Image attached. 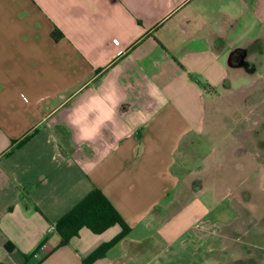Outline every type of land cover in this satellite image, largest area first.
Listing matches in <instances>:
<instances>
[{"label":"crops","instance_id":"crops-1","mask_svg":"<svg viewBox=\"0 0 264 264\" xmlns=\"http://www.w3.org/2000/svg\"><path fill=\"white\" fill-rule=\"evenodd\" d=\"M263 34L264 0H0V264H81L120 234L59 246L56 222L95 189L129 232L92 264L154 261L177 200L200 214L201 161L220 171L194 143L223 135L207 113L247 87L229 55Z\"/></svg>","mask_w":264,"mask_h":264},{"label":"rangeland","instance_id":"rangeland-1","mask_svg":"<svg viewBox=\"0 0 264 264\" xmlns=\"http://www.w3.org/2000/svg\"><path fill=\"white\" fill-rule=\"evenodd\" d=\"M252 51L247 60L255 65V71H241L243 77L234 80L235 87H247L228 98L223 95L207 113V125L223 135L194 143L210 166L220 165V171H214L212 166L208 170L207 164L200 163L206 177L205 190L197 197L200 214L190 215V209L179 215L177 211L190 206L193 200H177L163 221L169 225V238L160 235V223L150 232L152 256L158 254L150 264H264V34L255 41ZM251 94L257 102H250ZM213 114L221 123L213 121ZM226 135L232 140H226ZM190 161V168L198 164L193 157ZM186 174L191 176V170ZM210 188L231 198H214ZM186 225L189 229L182 232ZM142 264L149 263L143 260Z\"/></svg>","mask_w":264,"mask_h":264},{"label":"trees","instance_id":"trees-1","mask_svg":"<svg viewBox=\"0 0 264 264\" xmlns=\"http://www.w3.org/2000/svg\"><path fill=\"white\" fill-rule=\"evenodd\" d=\"M56 33L59 32L54 29L52 35L55 38ZM114 225L120 226V234L111 241L99 246L87 258L81 261V264H92L102 258L129 232V227L104 194L96 189L91 191L72 210L56 222L55 229L60 238L59 246H62L67 245L69 240L77 236L82 228H87L93 234H101ZM5 248L10 251L13 246L7 243Z\"/></svg>","mask_w":264,"mask_h":264},{"label":"flooded vegetation","instance_id":"flooded-vegetation-1","mask_svg":"<svg viewBox=\"0 0 264 264\" xmlns=\"http://www.w3.org/2000/svg\"><path fill=\"white\" fill-rule=\"evenodd\" d=\"M260 52H263L262 50ZM258 54L259 52H253ZM249 52L247 51H234L229 55V64L232 68L239 69L243 71L245 74L253 73L255 71V65L251 63L248 58ZM255 85L252 84L251 88H253ZM254 92V88L252 90V93ZM250 102H257V99L251 94L250 95ZM256 135H259V132H255Z\"/></svg>","mask_w":264,"mask_h":264},{"label":"built area","instance_id":"built-area-1","mask_svg":"<svg viewBox=\"0 0 264 264\" xmlns=\"http://www.w3.org/2000/svg\"><path fill=\"white\" fill-rule=\"evenodd\" d=\"M50 230H54V227H51ZM36 257V256H35Z\"/></svg>","mask_w":264,"mask_h":264}]
</instances>
